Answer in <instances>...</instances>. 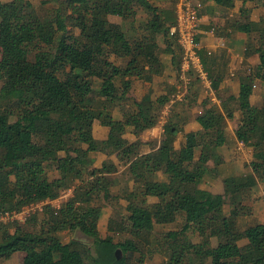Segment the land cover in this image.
<instances>
[{
	"label": "trees",
	"instance_id": "obj_1",
	"mask_svg": "<svg viewBox=\"0 0 264 264\" xmlns=\"http://www.w3.org/2000/svg\"><path fill=\"white\" fill-rule=\"evenodd\" d=\"M50 1L56 8L47 19L28 13L30 4L25 0L0 1V213L21 212L35 203L56 201L72 189L74 195L58 211L47 207L35 231L19 226L10 233L9 227L2 228L0 261L22 252L26 254L24 264H87L88 258L92 264H135L132 257L138 243L147 241L156 224L166 226L182 219L181 231L167 234L173 249L168 264H195L187 254L191 251L211 259L212 264H264L261 224L244 231L235 226L247 213L246 202L258 185L257 179L264 182V108L251 104L254 82H264V28L258 29V46L249 44L246 48L247 58L259 56L256 74L240 77L239 96L228 98L242 115L237 140L253 149V160L246 175L225 178L224 194L213 195L200 186L214 172L208 163L214 161L217 167L222 162L218 150L227 143V120L234 115L231 111L225 114L210 96L206 103L211 107L197 117L202 132L186 135L179 151L174 144L187 121L179 118L178 111L167 120L155 152L138 157L134 145L124 139L129 128L140 137L160 119V104L131 100L129 87L121 86L127 79L146 75L151 81L158 74L156 58L163 52L158 36L164 38V52L172 55L176 69H180L179 46L169 39V30L176 22L175 0L169 12L152 0ZM206 1L229 6L236 0ZM137 7L144 8L150 17L145 33L126 32L110 21L111 15L126 17ZM236 27L251 34L254 23ZM124 60L126 65L121 66ZM147 65L150 71L146 74ZM211 79L218 95L220 81ZM96 81L101 83L98 90ZM197 83L202 87L200 81ZM96 97L104 101L99 102L98 113ZM116 105L124 114L121 121L108 111ZM97 120L110 129L105 141L93 136ZM99 153L108 158L116 155L127 167L128 183L133 182L132 188L127 184L122 189L128 218L118 221L112 216L108 223L111 234L130 233L133 239L117 243L112 236L102 238L98 231L102 216L98 203L119 199L112 192L119 182L113 177L119 168L111 161L96 168L94 155ZM49 170L58 177L51 180ZM160 171L168 175V182L154 181ZM150 196L159 203L150 205ZM227 202L229 215L225 214ZM39 216L34 213L30 222L38 224ZM190 230L197 232L202 242L180 244ZM65 231L82 232L93 240V247L76 241L62 243L59 234ZM207 238L220 243L212 248ZM244 239L248 244L241 247Z\"/></svg>",
	"mask_w": 264,
	"mask_h": 264
},
{
	"label": "rangeland",
	"instance_id": "obj_2",
	"mask_svg": "<svg viewBox=\"0 0 264 264\" xmlns=\"http://www.w3.org/2000/svg\"><path fill=\"white\" fill-rule=\"evenodd\" d=\"M3 3H9L14 0H0ZM153 4L158 7L159 9L169 12L172 9V0H152ZM201 2L205 5L213 1H204L201 0ZM26 4H30V7L27 8L28 13L32 12L33 14H37L39 18L41 19H47L50 17V15L53 13L54 8H56V4L51 2L50 0H25ZM209 11L213 12L210 17L212 19H217L219 21L220 29L217 31V34H222V37H225L227 40H233L234 41V49L237 50L235 53H245L246 56V48L249 44L258 46L260 42V32L258 29L264 28V1L259 2H244L240 0H236L233 2V4L229 6H219L216 3L213 4V6H209ZM150 19L148 12L142 8L137 7V10H135L134 13L131 15H126V17H122L119 15H111L110 21L112 23L118 24L122 27V29L126 32H131L132 30L136 33L143 34L145 33V22L146 20ZM251 22L254 23V30L251 34H246L243 32H240L236 26H238L240 23H246ZM76 34H79L78 31H76ZM158 43L162 49V53L164 52V49H166V44L164 41V38L162 36H158L157 38ZM259 41V42H258ZM177 53L179 54V50L176 49ZM253 56L257 55H250L249 58H251L250 62L247 61V57L245 58L244 63L241 65L240 69L236 72L238 77L243 76H249V75H255L257 71V66L260 64V60H258V63L253 62ZM259 57V56H258ZM117 64H121L120 61H115ZM142 64V63H141ZM126 61H123V65L125 66ZM177 84L180 81L179 78V71L177 70ZM255 85H257L256 92L254 94V101L255 105L253 107H257L258 109L264 108V82H260L259 80H256L254 82ZM101 86V83L99 81H96L95 88L98 90ZM2 87V83H0V89ZM199 87V88H197ZM177 88H174L173 91H169V94H171L170 101L173 99L174 95L176 94ZM205 93L204 89L198 86L197 81L193 83V85L190 88V93L187 95L186 99L179 103V108L181 112H188V109L196 102L195 99L199 97V94ZM231 97V96H229ZM227 97L225 100L223 99V96L220 95V98L222 99L221 109L225 111H231L233 115L235 112L240 113L238 109V105L233 103V101L229 100ZM99 97H96L97 100ZM169 101V105H170ZM104 102L101 99L96 103L95 108L96 112L98 113L100 110V103ZM168 105V107H169ZM104 106H102L103 109ZM116 106L109 107L108 111L109 114H112L115 110ZM167 108V107H166ZM174 111V108L171 110ZM107 112L104 113V117H106ZM242 117V115H241ZM235 117L233 116V119ZM234 129L237 128L240 124V121L238 120H232L230 122ZM236 129V130H237ZM246 149V148H244ZM96 161V160H95ZM111 161V160H110ZM107 162V160L105 161ZM252 162V161H251ZM49 175L51 180L58 177V174L52 170H49ZM119 176L120 182H118L115 186L112 187L113 195L118 197L119 199L113 200V202H105L100 201V206L102 207V218L99 221L98 225V231L100 233V236L102 238H106L108 236H112L114 238L115 242H122L127 239H133V236L130 233L126 234H111L108 231V222L110 216H113L116 220H126L128 218V212L126 211L127 202L125 199H122V189L126 187L128 183L129 177L126 175V173H123ZM257 187L253 190V192L250 194V197L248 198L246 202V211L242 217H240L236 222V228L240 229L241 231L246 230L249 226L256 225L258 223L261 224V226L264 229V182L261 180H258ZM204 183V182H203ZM74 191L73 189L70 191H67L63 193L60 199L56 201H49V204L43 207L42 211L36 212V215L39 216V222L38 224L30 222V218H28L26 221H9L7 224H2L0 227V236L3 233L2 228L9 227L10 233H14L15 230L20 226L26 231H35L36 227H40L41 221L44 219L43 214L45 213L47 207H51L55 211H58L63 204H65L71 197H73ZM150 205L158 204V199H151ZM121 203V205H120ZM114 207L118 208V211L114 210ZM231 211V207L229 205V202H227V205L225 207V214L229 215ZM10 212V211H8ZM30 219V220H29ZM15 222V223H14ZM18 223V224H17ZM183 227V224L180 222H175L171 225H159L156 224L155 229L151 236L147 239V241L139 242L136 240V243H138V251L135 252V254L132 257V262L135 264H168V260L170 258V253L173 250L171 248L170 240L167 238V234L169 232H178L181 231ZM59 237L64 244H68L71 241H76L81 246H87V247H93V240L87 236H85L82 232H69L65 231L59 234ZM181 238V237H180ZM210 242V246L212 248H215L219 245L220 241L216 238H207ZM190 242L192 244H199L202 242V238L199 236L197 232H194L193 230L188 231L180 241V244H183L184 242ZM222 241V240H221ZM248 243L247 240L240 241V246L244 247ZM188 257H192L195 264H212L211 259H208L204 257L203 255L199 256L193 251L187 253ZM26 258L25 253H16L12 256L9 260H3L0 261V264H24ZM142 260V261H141ZM87 264H92L91 259H86Z\"/></svg>",
	"mask_w": 264,
	"mask_h": 264
},
{
	"label": "crops",
	"instance_id": "obj_3",
	"mask_svg": "<svg viewBox=\"0 0 264 264\" xmlns=\"http://www.w3.org/2000/svg\"><path fill=\"white\" fill-rule=\"evenodd\" d=\"M214 2L203 4L201 11V31L199 36V42L201 44V58L208 74L214 81H220L218 98V105L221 106L223 96L225 100L229 96L238 97L240 93L241 78L237 76L236 72L240 69L241 65L245 61V53H235L234 41L222 37V34H217L220 29L219 21L212 19L210 15L213 13L209 11V6H213ZM216 28L215 33L211 30ZM253 62L258 63L259 57L253 56ZM157 59L158 74L152 77V80H148L145 76L127 79L121 86L123 88L130 89L128 97L131 100L151 102L155 105L156 102L161 105L160 119L158 124L143 133L140 137H137L132 133V128H129L124 135V139L132 143L135 147V154L140 157L143 155L155 152L161 144L162 137L164 135V127L170 116H173L178 111L179 118L186 119V125L183 127V131L180 133L177 141L174 144L175 150L179 151L185 144L186 135L190 133L202 132V127L197 121V117L201 116L204 110L209 109L211 106L206 103L207 93L199 94V97L194 104L188 109V112H181L179 104L174 106V112H169L167 118L164 119L163 115L166 112V107L169 105L171 94L169 91H173L177 88V69L173 63V57L169 53H161ZM251 58L248 57L247 61L250 62ZM150 71V67L145 66L146 74ZM149 75V74H148ZM199 86V85H198ZM199 88V87H197ZM257 89V85H256ZM251 97L252 106L255 105L254 94ZM124 105V104H123ZM256 106V105H255ZM173 109V108H172ZM115 120H123L124 114L122 113L121 106H117L112 113ZM234 119L241 120V112L234 114ZM232 120H227L226 136L227 143L218 150V154L221 156L222 162L216 167L214 161L208 163V167L214 172L209 175L205 182L201 184L200 190L207 191L213 195H223L225 191L224 180L229 176L234 175H246L248 172L247 165H250L253 160V149L246 147L242 142L237 140L236 129L230 123ZM110 129L105 127L101 121H95L93 125V136L98 141H105L108 139ZM246 148V149H244ZM200 152L196 153V160L199 159ZM96 160L95 167L101 168L105 161L113 162L118 166V173L113 177L119 180V176L126 171V166L122 165L119 159L115 156L109 157L104 154L94 155ZM155 182L165 183L169 181V177L163 171L156 174L154 178ZM120 182V181H119ZM129 186L133 187V182L129 183ZM156 197L150 196L148 203L151 199ZM157 199V198H156ZM112 216H110L111 218ZM102 218V216H101ZM109 218V219H110ZM177 222L183 224L182 219H178ZM109 223V222H108ZM248 244V243H247Z\"/></svg>",
	"mask_w": 264,
	"mask_h": 264
},
{
	"label": "built area",
	"instance_id": "obj_4",
	"mask_svg": "<svg viewBox=\"0 0 264 264\" xmlns=\"http://www.w3.org/2000/svg\"><path fill=\"white\" fill-rule=\"evenodd\" d=\"M176 22L169 30V39L177 42L180 50V81L177 84V91L173 99L167 107L164 119L167 118L172 107L183 102L190 92V88L195 81H200L205 89L207 96L211 97L214 104H218V97L213 89V81L210 78L201 58V44L199 36L201 31V11L203 5L200 0H175ZM216 28L211 30L215 33ZM49 204L40 202L29 205L21 212H5L0 213V227L9 221H26L30 216L38 211H42L43 207Z\"/></svg>",
	"mask_w": 264,
	"mask_h": 264
},
{
	"label": "water",
	"instance_id": "obj_5",
	"mask_svg": "<svg viewBox=\"0 0 264 264\" xmlns=\"http://www.w3.org/2000/svg\"><path fill=\"white\" fill-rule=\"evenodd\" d=\"M118 253H119V252H118ZM118 253H117V255H118ZM118 259H120V257H119Z\"/></svg>",
	"mask_w": 264,
	"mask_h": 264
}]
</instances>
